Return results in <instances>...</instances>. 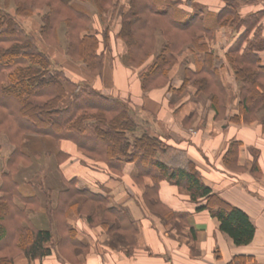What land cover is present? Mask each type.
<instances>
[{
  "label": "trees",
  "instance_id": "1",
  "mask_svg": "<svg viewBox=\"0 0 264 264\" xmlns=\"http://www.w3.org/2000/svg\"><path fill=\"white\" fill-rule=\"evenodd\" d=\"M120 1L4 0V8L0 7V140L12 148L1 172L0 264H15L18 256L34 264L58 250L63 256L67 250H85L77 240L76 229L67 222L76 208L81 212L86 210L90 224H98L110 232H123L133 224L128 212L122 209L108 208L97 215V208L107 207V199L77 188L74 179L67 182V188L59 194L58 205L51 210L54 212L51 217L59 226L60 238L55 246L53 231L37 228L31 221L33 207L38 205L37 197L22 196L14 179L18 168L28 164L29 157L22 144L26 136L50 137L56 144L68 141L84 156L104 162L111 171L120 172L124 163L133 164L137 180L148 177L153 182L145 196L156 193L160 184L167 181L187 190L192 202L205 201L197 210L209 211L235 245H249L255 237L256 228L249 215L213 192L186 151L143 127L136 115L137 108L130 102L103 94L91 82H72L7 8L13 3L18 16H31L35 9L47 10L41 16L43 40L59 45L58 32L64 26L66 56L94 77L102 75L103 49L110 44V33L106 29L102 35L90 31L92 18L84 3H91L101 18L118 12L120 24L116 38L125 47L122 61L127 67L138 69L144 92L156 89L178 92L171 86L170 78L177 55L188 46L203 51L204 59L197 60L196 71L185 68L184 86L179 91L191 82L198 93L207 94L216 121L230 120L237 124L257 120L258 111L264 109V66L259 55L264 51L260 24L264 12L242 18L239 10L242 0H222L224 7L208 14L201 8L186 13L180 9L179 2L169 0H129L127 10L120 7ZM215 26H228L237 32L245 28L225 56L240 85V113L232 118L226 116V88L217 70L224 62L201 44L202 35L211 37ZM158 35L163 40L159 49ZM68 85L73 86L72 91ZM239 148L240 143H232L224 156L229 169H237ZM57 156L62 157V164L68 159L62 150ZM125 237L133 248L135 235Z\"/></svg>",
  "mask_w": 264,
  "mask_h": 264
},
{
  "label": "crops",
  "instance_id": "2",
  "mask_svg": "<svg viewBox=\"0 0 264 264\" xmlns=\"http://www.w3.org/2000/svg\"><path fill=\"white\" fill-rule=\"evenodd\" d=\"M121 1L120 7L124 6ZM169 1L179 2L180 9L186 13H191L199 5L209 13H217L224 7L222 0ZM245 1L240 10L242 18L264 12V0ZM260 24L264 36V17ZM244 31V27L237 32L228 26H215L211 37L202 35L201 44L224 62L217 70L220 82L230 92L226 101L227 118L237 116L240 109L236 97L237 82L225 56ZM117 40L112 39L107 52L102 48L104 67L99 77L92 76L64 54L49 55L53 61L60 62L72 82H91L103 94L128 101L139 112L151 114L163 127L158 134L170 145L187 152L213 192L249 215L256 228L255 237L249 245L237 246L220 230L219 221L209 211L197 210L205 205V201L192 202L187 190L164 181L156 193L145 196L146 189L153 187V182L148 177L137 180L135 165L124 163L120 172L111 171L104 162L84 156L74 144L60 141L54 143L53 148L58 147V151L62 150L68 157L60 168L61 191L67 188L66 182L75 179L77 188L88 189L107 199V207L97 208V215H102L108 208L122 209L128 212L133 224L125 227L123 232H110L103 226L90 224L86 216L83 219L77 216L83 214L72 210L67 222L69 227L77 230V240L85 250H67L64 256L58 250L34 264H264V109L258 111V119L251 123L216 121V112L211 109L208 98L207 103L198 106L200 93L192 83H187L186 89L179 91L185 81L179 71L184 74L185 68L196 71L197 60H203L205 56L203 51L190 46L177 55L170 71L171 86L178 92L167 89L144 92L138 69L127 67L120 61L125 47ZM159 40L160 36L157 37V49L162 44ZM259 55L264 66V51ZM68 90L72 91L73 86L68 85ZM232 143H240L236 170L224 164V156ZM6 151L0 149V182ZM18 178L15 179L19 183ZM48 195L50 198L44 201L51 202L50 206L55 205L56 196ZM48 203L43 205L45 211L42 214L49 210ZM45 229L52 230V227ZM126 234L129 238L135 235L133 248L126 241ZM58 240L55 239V246ZM15 264H28V260L18 256Z\"/></svg>",
  "mask_w": 264,
  "mask_h": 264
},
{
  "label": "rangeland",
  "instance_id": "3",
  "mask_svg": "<svg viewBox=\"0 0 264 264\" xmlns=\"http://www.w3.org/2000/svg\"><path fill=\"white\" fill-rule=\"evenodd\" d=\"M121 2L124 4V7H128L129 0H123ZM245 2H246L245 0L241 1L239 10H241V7L242 5L245 4ZM84 5L88 8L91 14V18H92V22L90 24V31L97 32L100 35H102L106 29L110 33V41H109L110 44L108 43L109 46H107V48L106 47L104 48L107 52V50H109V47L111 46L112 39L116 40V34L119 31L120 22H119L118 12L113 13L112 15L106 14L105 16L101 18L91 3L89 2L84 3ZM0 7L4 8V0H0ZM199 8L203 9L205 14L209 13L208 9L204 7L202 8L200 5L197 7V9ZM7 11L14 16V18L17 20V22L21 25V27L26 32L30 33L36 39L40 48L43 51H46L48 54L53 55V56H56L57 54L66 55L65 45L67 41L65 38L64 26L60 27L59 32H58L59 40H60L59 45L57 46L50 45L46 43L42 38L41 31H40L41 25H42L41 16L44 15L47 12V10L35 9L34 11L35 13L31 16H20V15L18 16L15 14L13 3H11V5L7 8ZM159 41L163 42L161 37ZM116 42L120 44L118 40ZM120 61L123 63L122 58H120ZM54 62L56 63L57 66L61 68L62 65L60 66L59 64L60 62H56V61ZM77 65L81 66L80 64H77ZM179 76L185 77L184 72L179 71ZM225 76L226 78H228L226 74ZM190 83L191 82H189L188 84ZM239 86L240 85L237 82L236 97H238V99H239ZM225 94H226V101H227V98L230 95L228 88H226ZM173 97L176 98L174 95ZM207 98H208L207 94L200 93L199 97H197L198 106L202 107L203 104H205V102L207 103ZM200 104L202 106H200ZM136 115L139 121L143 124L142 126L147 128V130L150 131L151 134L159 135L158 134L159 130L160 131L163 130V127L160 126L159 122H157V120L151 114L141 113L139 112V110H137ZM194 120H196V118ZM32 137L34 139L26 136L22 140V144L24 145L23 150L29 157L28 164L27 165L24 164L18 168V170L14 174V179L16 177H19L18 178L19 183L16 181V179L15 181L17 182L19 186V190L22 196L29 197V196H36L37 194L36 197L38 199V205L33 207V209H35L34 210L35 212H31V215H30L31 221L34 224V226L40 229H45L51 226L55 239L56 238L58 239L60 238L58 228H57L59 226L57 225V220L54 217H51L52 214L54 213L51 210H53V208H55V206L58 205L59 194L62 192L61 189L63 185L60 179V177L62 178V173L60 172V168L62 166L61 161H63V159L62 157L57 156L58 147L57 149L53 148L54 147L53 144L55 143L53 139H51L50 137H38V136H32ZM0 143H1V150L4 149L6 151V147H8V150L6 151L7 152L6 158H7L12 148L9 145H7L5 140H0ZM66 185H67V182H66ZM48 193L51 196H54V197L56 196V200L54 202L55 205L53 206L52 205L50 206L51 202L48 203V201L46 202L44 201V200H47V198L49 197ZM16 203L19 206H22V203L20 202V200L16 199ZM46 203H48L49 205V210L45 212L46 214L44 213L42 214V212L45 211L43 208L44 207L43 205H45ZM77 210L78 209L76 208L73 211H76L79 214H83V215H77V216L79 217L82 216V218L85 219L84 217L85 215H87L86 210L84 212H81L79 210L77 211Z\"/></svg>",
  "mask_w": 264,
  "mask_h": 264
}]
</instances>
